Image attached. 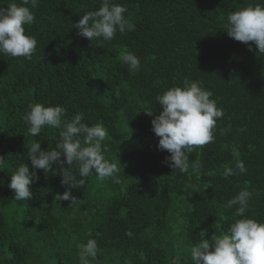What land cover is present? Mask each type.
Returning a JSON list of instances; mask_svg holds the SVG:
<instances>
[{
  "label": "trees",
  "instance_id": "16d2710c",
  "mask_svg": "<svg viewBox=\"0 0 264 264\" xmlns=\"http://www.w3.org/2000/svg\"><path fill=\"white\" fill-rule=\"evenodd\" d=\"M10 2L0 0V7ZM115 2L127 9L134 31L117 32L100 46L72 25L100 0H39L36 8L28 5L35 22L25 27L37 40L32 58L0 55V156L8 162L0 170V264H79L76 245L89 238L99 247L92 264H193L191 246L205 230L209 240L227 230L235 208L223 205L244 188L252 193L246 215L264 220V56L223 27L228 12L261 0ZM126 51L139 57V72L121 63ZM185 78L201 81L224 112L214 142L188 154L190 164L202 165L199 174L162 162L169 153L157 150L153 117L143 112L158 114L156 94ZM30 102L102 123L105 156L118 163L119 175L89 176L83 189H72L80 204L70 207L54 200L65 191L59 172L37 170L33 197L16 201L11 169L26 162L31 170L27 146L39 140L54 148L60 131L45 127L29 135L22 117ZM234 154L247 172L226 179Z\"/></svg>",
  "mask_w": 264,
  "mask_h": 264
},
{
  "label": "clouds",
  "instance_id": "9594fccd",
  "mask_svg": "<svg viewBox=\"0 0 264 264\" xmlns=\"http://www.w3.org/2000/svg\"><path fill=\"white\" fill-rule=\"evenodd\" d=\"M28 5L36 8L39 0H21L20 3L12 0L6 7H0V55L31 59L35 53L37 40L25 31L26 26L35 22V14ZM126 11L125 6L115 0H100L97 9L85 11L72 25L78 30V36L92 43L97 41L101 46L112 41L117 32L123 35L135 30V24L124 15ZM223 27L229 37L246 44L249 51L255 45L257 54L264 56V0L228 12ZM120 60L132 73L141 69L140 59L133 52L121 53ZM212 95L210 90L203 88L201 81L185 78L182 84L156 94L158 114L148 109L143 111L153 117L151 130L159 138L157 150L169 153L162 162L173 171L188 174L191 169L192 174L200 173L202 165L198 161L190 164L188 154L214 142L213 130L224 115L223 109L211 99ZM22 118L31 136H39L45 127L60 131L54 148H42L39 140L27 146L31 170L26 162H19L11 169L8 187L16 201L33 197L30 186L39 179L37 170H43L45 176L59 172L65 191L57 193L54 200L69 201L70 207L80 204L72 189H83L89 176L95 175L99 181H104L119 175L118 163L105 156L109 149L104 143L107 130L102 123L89 125L84 122L82 112L68 119L64 107L46 106L41 102L28 103ZM221 131L223 134L224 130ZM234 155L237 157L235 168L226 166L222 173L226 179L247 172L238 154ZM6 167L7 160L0 156V170ZM251 196L252 193L244 188L227 200L223 207L235 208L232 222L226 231L213 234L210 240L204 238V231L199 242L190 248L193 264H264V220L246 215ZM88 235L91 237V233ZM76 247L79 264H92L99 250L97 240L89 238L77 243Z\"/></svg>",
  "mask_w": 264,
  "mask_h": 264
}]
</instances>
